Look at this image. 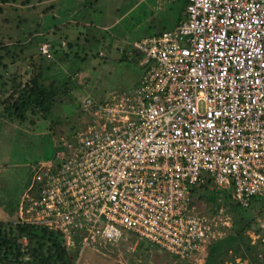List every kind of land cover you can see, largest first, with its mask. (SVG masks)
I'll list each match as a JSON object with an SVG mask.
<instances>
[{
    "label": "built area",
    "instance_id": "1",
    "mask_svg": "<svg viewBox=\"0 0 264 264\" xmlns=\"http://www.w3.org/2000/svg\"><path fill=\"white\" fill-rule=\"evenodd\" d=\"M133 45L139 85L81 102L76 143L35 168L15 222L59 231L77 256L131 233L191 259L231 226L222 209L192 211V185L264 197V0H187L174 29Z\"/></svg>",
    "mask_w": 264,
    "mask_h": 264
},
{
    "label": "rangeland",
    "instance_id": "2",
    "mask_svg": "<svg viewBox=\"0 0 264 264\" xmlns=\"http://www.w3.org/2000/svg\"><path fill=\"white\" fill-rule=\"evenodd\" d=\"M14 1L16 4L2 5L4 8L0 9V40L5 43L0 46V55H4L6 64L0 67V91L6 96L13 79H27L31 56L39 54L41 42L48 41L57 50L52 59L42 58L43 82L53 83L57 95L46 118L29 117L34 123L29 118L18 123L9 116L0 117V221L5 222L17 219V209L32 184L35 168L56 162L57 150L67 152L66 145L76 143V133L86 121L81 102L87 97L106 100L135 88L145 67L140 63L143 53L133 43L162 25L168 28L170 22L163 17L179 14L182 5L180 0H158L155 6L154 0H138L137 5V0H29L32 4L26 7L28 0ZM63 3L68 5L63 7ZM61 40H65L66 46H60ZM213 205L201 199L191 207L193 212L209 214L215 211ZM218 209L232 224L235 213L224 205ZM255 212L251 210L255 223L246 231L252 243L264 241V212L256 216ZM262 248L258 244L260 256ZM204 251L189 262L202 263ZM73 252L70 251L72 255ZM230 255L225 264H248V259L239 257L231 261ZM189 262L128 233L117 244L85 248L74 264Z\"/></svg>",
    "mask_w": 264,
    "mask_h": 264
},
{
    "label": "trees",
    "instance_id": "3",
    "mask_svg": "<svg viewBox=\"0 0 264 264\" xmlns=\"http://www.w3.org/2000/svg\"><path fill=\"white\" fill-rule=\"evenodd\" d=\"M12 2L14 1L0 0L2 5L12 4ZM186 3L187 0H184V5ZM2 8L4 7L0 6V9ZM3 43L4 41L0 40V46L5 44ZM68 47L71 48V43H68ZM3 57L4 55H0V67L6 66ZM42 58L40 52L32 55L29 60L27 79L23 82L13 79L8 94L6 96L1 94L0 106L3 112L15 122H24L35 115L46 118L56 101L55 85L53 83L45 85L43 82ZM30 122L34 123L35 120L31 118ZM190 195L191 205L198 200L206 199L214 204L215 211L220 205H224L235 213L225 235L206 244L204 261L200 264H225L224 261L229 254H231L229 257L231 261L239 257L248 259V264H264V241L261 242V239H258L256 243H252L246 234V231L250 230L255 223L251 210L256 211L255 216L264 212V197L254 196L248 206H242L233 198L230 187L218 188L209 176H205L204 183L192 185ZM258 244L263 246L261 256L260 249H257ZM76 257L77 252H73V255L70 253L59 231L43 224L0 221V264H74ZM180 260L189 262L191 259Z\"/></svg>",
    "mask_w": 264,
    "mask_h": 264
},
{
    "label": "crops",
    "instance_id": "4",
    "mask_svg": "<svg viewBox=\"0 0 264 264\" xmlns=\"http://www.w3.org/2000/svg\"><path fill=\"white\" fill-rule=\"evenodd\" d=\"M12 1H14V0H12ZM60 2H62V1H64V0H59ZM154 2H155V4H154V6L155 5H157V4H159V2H158V0H154ZM180 2H181V7H180V11H179V14H177V15H170V16H168V18L166 17L165 18V16L163 17V19L162 20H164V21H168V22H170L169 23V27L167 28V26L166 25H162V27L160 26V28L159 29H157V30H154V32H153V34H151V35H154V34H158V33H160V32H162V31H164V30H171V29H174L178 24H179V22H180V20L182 19V17H183V15H184V9H185V5H184V0H180ZM137 3H138V0L135 2V5H137ZM13 4H16V2L14 1V2H12V4L11 3H7V4H5V6H9V5H13ZM32 3H30L29 2V0H28V3H26V5H24V6H26V7H28L29 5H31ZM63 5V7H66L67 5H68V3H63L62 4ZM0 6H2V4L0 3ZM157 7V6H156ZM155 7V8H156ZM165 14H167V12L165 13ZM151 26V25H150ZM56 28V27H55ZM56 30H57V28H56ZM151 35H149V36H151ZM144 37H148V36H144ZM144 37H142V38H144ZM141 38V39H142ZM140 40V39H139ZM138 41V40H137ZM141 80V79H140ZM139 83H140V81H139ZM139 85V84H138ZM137 85V86H138ZM136 86V87H137ZM134 89V88H133ZM1 94L2 93H0V97H2L1 96ZM1 113H3V114H1ZM4 115H6L7 117H8V114L7 113H5V112H3V110H2V106H0V117L1 116H3V117H5ZM17 213V212H16Z\"/></svg>",
    "mask_w": 264,
    "mask_h": 264
}]
</instances>
